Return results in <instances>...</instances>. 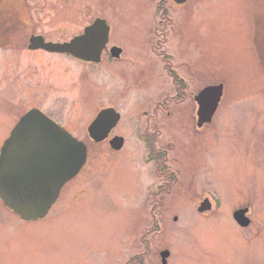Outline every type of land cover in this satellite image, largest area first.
Listing matches in <instances>:
<instances>
[{"label": "rangeland", "instance_id": "374dc122", "mask_svg": "<svg viewBox=\"0 0 264 264\" xmlns=\"http://www.w3.org/2000/svg\"><path fill=\"white\" fill-rule=\"evenodd\" d=\"M169 1L66 0L57 6L66 36L52 39L70 40L92 18V24L105 18L109 44L124 50L121 61L102 53L101 62L86 65L59 54L0 49V150L31 107L91 143L88 125L112 106L122 115L116 132L127 141L119 152L101 142L89 146L86 165L43 219L22 220L0 202V264H127L138 253L145 264H161L164 248L172 252L168 264H264V0H188L181 8ZM158 3L172 23L158 24ZM14 13L2 3V28H16ZM164 30L179 73L188 80L196 75L187 89L223 83L224 93L197 135L191 96L183 113L162 120L176 144L174 167L183 184L162 198L166 206L154 214L162 230L151 234L146 253L138 237L154 216L145 208L152 182L140 167L141 131L152 97L173 89L151 48L166 38ZM207 198L212 211L201 214L197 208ZM243 206L251 209L248 227L233 217Z\"/></svg>", "mask_w": 264, "mask_h": 264}, {"label": "water", "instance_id": "95a60500", "mask_svg": "<svg viewBox=\"0 0 264 264\" xmlns=\"http://www.w3.org/2000/svg\"><path fill=\"white\" fill-rule=\"evenodd\" d=\"M186 0H176L184 3ZM111 27L105 19H98L85 29L84 34L63 44L45 42L41 36L33 37L32 48L67 52L74 57L101 62L103 50L107 47ZM113 57L119 58L122 48L110 49ZM224 93V84L204 87L196 96L198 103V124L210 123L219 107ZM120 113L113 107L102 109L88 127L92 140H105L120 120ZM115 149L123 146L124 138L111 139ZM86 144L74 137L45 113L31 109L23 115L5 140L0 150V199L5 206L25 220L44 218L59 197L64 184L74 178L87 161ZM212 207L205 199L199 211ZM248 208L236 210V222L247 227L251 219L246 215ZM171 252L161 251L162 263L167 264Z\"/></svg>", "mask_w": 264, "mask_h": 264}, {"label": "flooded vegetation", "instance_id": "af4514ba", "mask_svg": "<svg viewBox=\"0 0 264 264\" xmlns=\"http://www.w3.org/2000/svg\"><path fill=\"white\" fill-rule=\"evenodd\" d=\"M64 1V2H60ZM66 0H0V4H6L8 3L9 7L11 8L12 11H14L15 15V27L19 29L17 30L16 28H11L10 25H6L7 28H2L3 23L5 22H0V49L4 50L6 48L11 47L12 51H14V54H17L18 52L22 51H29L32 53L39 52L36 55H40L41 52L46 53V54H52L51 52H47L43 49H31L30 48V43H31V38L33 36H43L47 41H54V42H66L68 40L61 39V40H54L50 37L52 34H62V37H65L66 34V29H61L60 25L57 20L60 18L59 13L60 9L57 8V6L61 3H65ZM174 3V6L181 8L186 5V3L178 4L176 0H170L168 2V5L170 7H173L172 3ZM167 3V2H166ZM264 4V1H262ZM12 4H19L20 6L17 9H14L15 6ZM0 5V7H1ZM52 6V7H49ZM157 7H164V4L158 3ZM5 10V9H4ZM8 9L5 10V12ZM166 11V9H161L160 12L163 13L161 16H159L160 21H158V24L160 26H165L167 23H172V20L169 19L168 14L163 12ZM2 12V11H1ZM3 13V12H2ZM56 16V18L54 17ZM7 17V16H6ZM5 19V17H4ZM96 18H92L91 21H89L83 28L80 30L78 33H75L73 35L76 36L78 34H81L84 32V29L92 24ZM7 21V20H6ZM9 22V21H8ZM6 22V24L8 23ZM164 36L163 39L160 41H155L153 43L152 48V54L155 55L156 60H158V64L163 63V67L166 66L167 68V75L172 79V86L173 89H165L163 90L161 94L158 95V97H152V103H153V108H152V113L148 115V119L146 120L144 115V122L145 125L142 127L141 131V138L145 141V146L143 148L142 152V161H140V167L143 165L144 167L147 168V178L151 180V184L147 186L148 188V195H147V204L145 208H149V213L155 214L156 210L159 209L160 207L164 208L166 206V201L162 200L163 197L166 195H169L174 188L179 189L181 188V180H179L180 173L181 171L177 168L175 170L174 165H179L178 159L175 158V148L176 144L172 142L171 138L166 137V127L165 125L162 124V120H168L172 119L174 117H177L178 114L183 113L184 107L187 105L185 104L188 97L191 96V100L194 103V109L192 111V116L194 117V121L192 123L191 121V126H192V131L193 134L197 135V133H201V128L197 124V103L195 101V95L196 93L200 90L199 88L195 89V91H190V88L187 89V86L190 84L189 82L193 81V78H196V75L190 78L188 80L186 77H184L182 74L179 73L180 67L179 65L173 64V61H175V56L173 53L169 51L168 46H166L168 42V37H167V31L162 32ZM161 33V34H162ZM21 37V38H20ZM72 37V38H73ZM113 44H109L108 48L103 52V54H106V60L110 59L112 61H121L124 58V51L123 54L119 59H115L112 57L110 54V46ZM53 54H58V53H53ZM62 56H65L67 58H73L72 56L68 54H59ZM77 60V59H76ZM82 64L86 65H95L94 63H89V62H84V61H79ZM172 65V66H171ZM172 73V71H174ZM189 87V86H188ZM33 108V107H31ZM38 108V107H36ZM30 109V108H29ZM27 109V110H29ZM40 109V108H39ZM27 110L25 112H27ZM44 111L46 114H48L50 117H52L54 120H56L58 123L63 125L65 128H67L70 132L72 130L64 125L62 122H60L57 118L53 117L48 111ZM193 119V118H192ZM117 126L111 130L109 133L108 137L102 141L101 143L106 144L112 151L119 152L122 149H124L127 141L124 138V144L121 149H114L111 145V138L114 136H123L120 133L116 132ZM73 133V132H72ZM124 137V136H123ZM91 143H88L86 141L88 147L91 146L92 144H96V142L92 141L90 139ZM171 161H175L172 163ZM174 167V168H173ZM83 169V168H82ZM139 170H142L139 168ZM145 170V169H143ZM142 170V171H143ZM74 179V178H73ZM71 182V180L69 181ZM67 182V183H69ZM66 183V184H67ZM186 188V181L184 183ZM187 190H185L186 192ZM62 194V192H61ZM60 194V197H61ZM154 222L153 226L149 227L150 229L147 231H144L143 235L138 237L139 241L138 244H140L142 241H144V244L146 246L147 252L150 253L151 249L149 246V243L151 244L150 241H152L151 234L158 233V228H160V223L156 220L155 216L153 217ZM177 217L175 218V220ZM141 254L138 253L135 255L132 261V264H145L146 259L141 260Z\"/></svg>", "mask_w": 264, "mask_h": 264}, {"label": "trees", "instance_id": "16d2710c", "mask_svg": "<svg viewBox=\"0 0 264 264\" xmlns=\"http://www.w3.org/2000/svg\"><path fill=\"white\" fill-rule=\"evenodd\" d=\"M144 257H145V256H144V254H141V257H140V258H141V260H143V259H144ZM133 259H136V258H133ZM133 259H131V260L127 261L126 263H127V264H132V261H133Z\"/></svg>", "mask_w": 264, "mask_h": 264}]
</instances>
